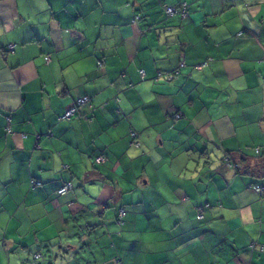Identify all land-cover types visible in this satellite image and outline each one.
Wrapping results in <instances>:
<instances>
[{
	"label": "clouds",
	"instance_id": "clouds-1",
	"mask_svg": "<svg viewBox=\"0 0 264 264\" xmlns=\"http://www.w3.org/2000/svg\"><path fill=\"white\" fill-rule=\"evenodd\" d=\"M0 264H264V0H0Z\"/></svg>",
	"mask_w": 264,
	"mask_h": 264
}]
</instances>
